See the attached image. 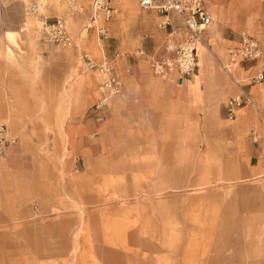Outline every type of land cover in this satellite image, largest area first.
Wrapping results in <instances>:
<instances>
[{
    "label": "rangeland",
    "instance_id": "obj_1",
    "mask_svg": "<svg viewBox=\"0 0 264 264\" xmlns=\"http://www.w3.org/2000/svg\"><path fill=\"white\" fill-rule=\"evenodd\" d=\"M24 1L0 0V121L17 137L0 155V264H264V109L247 108L259 120L237 130L199 115L187 130L156 133L131 118L129 128L101 137L95 122L106 119L110 100L122 94L129 67L142 64L160 77L147 56H167L166 43L180 41L185 30L158 27L162 18L141 10L140 0H130L121 28L111 27L127 0H109L114 13L102 38L87 29V9L73 11L66 0L61 6L59 0ZM33 1L34 14L27 11ZM253 1L264 22V0ZM210 2L216 0H205L213 16ZM68 16L86 40L95 38L98 55L46 37L44 17ZM213 17L220 35L235 40L217 68L239 59L230 79L236 90L225 103L239 87L256 84L250 77L257 71L245 73L253 62L233 57L237 33L246 28L225 27ZM86 56L98 65L106 59L122 81L121 92L100 110L103 76L93 97L62 94L72 65L80 74L100 73L86 67ZM223 103L221 117L232 123L236 117H225ZM207 151L218 157L213 165L203 159ZM257 160L262 167L254 169Z\"/></svg>",
    "mask_w": 264,
    "mask_h": 264
},
{
    "label": "crops",
    "instance_id": "obj_2",
    "mask_svg": "<svg viewBox=\"0 0 264 264\" xmlns=\"http://www.w3.org/2000/svg\"><path fill=\"white\" fill-rule=\"evenodd\" d=\"M59 4L61 6V0H59ZM129 4L130 0L121 4L123 9L121 16L116 21L113 20L111 27L116 28L118 26V28H121L124 10ZM77 5V10L82 12L87 9L89 13L91 9L86 0H78ZM209 7L213 16L218 18L221 25L226 27L232 23L237 28L244 26L246 28L244 32H247L258 42L260 40L259 43L264 50V22L259 19V6L256 5L255 1L230 0L226 2V0H216L215 3L210 2ZM71 20H74L75 25H77L74 29L70 27ZM64 21L66 30L72 39V44L76 46V51L80 50L81 47H85L92 55L99 54L101 47L97 46L94 37L93 39H85L83 32H79L75 18L68 16ZM213 24L203 33V44L197 50V69L190 77L184 80L179 79L175 70L169 71L164 76L152 77L142 64L134 65L133 69L129 67L128 73L124 76V82L126 83L123 86L122 94L110 100L108 111H105V114H108H106V119L95 122L96 133L101 134V137H103L102 135H110V132L126 129L129 126L127 125L128 120L131 118L140 119L142 121L140 126L152 132L164 133V130H171L172 134L175 130H180L182 125L185 126V130L197 125L196 120L197 117H200L199 115L212 119L216 127L228 131H231L232 128L237 130V128H241L247 123L258 121L259 119L247 108L253 107L259 112L264 109V80L247 88L248 93L259 104L252 102L251 105L240 108L236 113V119L232 123L226 122L221 117L220 104L223 103L222 101L228 94L236 90L230 79H233L236 74V71L235 74L233 71L234 68L239 67V59H228L226 63L223 61L220 63L222 71L218 69L217 65L220 62L219 60L225 57L226 48L232 46L235 40L234 38L226 39L223 36L224 39L219 32L220 26L218 24L213 26ZM180 30L184 31L183 29ZM241 32L237 33V38H239ZM181 35L184 34L179 32L178 37H181ZM8 36L15 39L13 33H9ZM238 41L240 44V38ZM4 55L9 60L14 59L10 51L4 53ZM248 62L253 63L250 64L249 69L244 70L245 73L246 71L249 73L257 71V74L259 71L264 70V56L259 61L251 60ZM70 68L62 85L63 97L69 96L73 92H84L86 97L95 96L97 94L96 82L99 76H103L102 78L105 79L106 74L101 72L100 75L96 73L80 74L75 64ZM225 103H223V114ZM5 112H9L10 118L11 111L5 108ZM99 145L100 143L97 144V147ZM260 150L261 153H264V142L260 145ZM217 158L216 154L208 151L203 156V159H208V165L217 162ZM2 163H4L3 160H0V164ZM253 167L254 169L261 168V162L259 160L255 161Z\"/></svg>",
    "mask_w": 264,
    "mask_h": 264
},
{
    "label": "built area",
    "instance_id": "obj_3",
    "mask_svg": "<svg viewBox=\"0 0 264 264\" xmlns=\"http://www.w3.org/2000/svg\"><path fill=\"white\" fill-rule=\"evenodd\" d=\"M74 1V0H70ZM91 9L88 17V28L94 29L97 34L102 37H107V22L113 18L114 8L110 5L109 0H89ZM73 5V4H72ZM139 7L143 11L154 10L162 18L158 24L160 28H169L173 31L171 34H176L178 29H184L185 33L180 37V41L166 43L165 49L167 56L161 59L147 56V61L151 65L153 73L158 76H164L169 71L175 70L180 79L190 77L197 69V49L196 43L204 41L203 33L213 24L214 19L208 10L205 0H140ZM38 6L36 2L28 4L27 11L35 13ZM73 11H77L75 5L72 6ZM174 19L180 22V28H175ZM42 31L46 37L61 46H71L72 39L66 30L64 20L60 17L48 19L44 17L41 21ZM240 47L234 50L233 57L241 56L240 61L259 60L264 56L263 47L260 43L242 31L239 34ZM140 54H144L141 49ZM233 52V51H232ZM231 52V53H232ZM235 59V58H232ZM86 67L88 69H99V72L105 73L106 78L100 83L99 90L102 93V98L95 108L100 110L107 105L108 101L115 94L121 92L122 81L113 73L112 66L109 65L106 59L98 64H95L92 59L85 57ZM225 69L227 67H224ZM264 80V70L259 71L251 78V82H260ZM252 104L251 95L243 87H239V93L230 96L224 106V115L228 119H233L237 111L245 106ZM16 135L10 133L8 125L0 121V155L4 149L16 142Z\"/></svg>",
    "mask_w": 264,
    "mask_h": 264
},
{
    "label": "bare ground",
    "instance_id": "obj_4",
    "mask_svg": "<svg viewBox=\"0 0 264 264\" xmlns=\"http://www.w3.org/2000/svg\"><path fill=\"white\" fill-rule=\"evenodd\" d=\"M67 2H68V4L72 7L73 5H75V8L76 9H78L77 8V1L78 0H74L73 2L72 1H70V0H66ZM89 4H90V1L89 0H86ZM73 4V5H72ZM91 6V5H90ZM177 32V31H176ZM178 34H179V32H178ZM202 44H203V41H198L197 43H196V49L198 50V48H199V46H202Z\"/></svg>",
    "mask_w": 264,
    "mask_h": 264
}]
</instances>
